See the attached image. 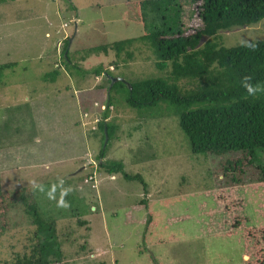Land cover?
I'll return each instance as SVG.
<instances>
[{"label":"rangeland","instance_id":"obj_1","mask_svg":"<svg viewBox=\"0 0 264 264\" xmlns=\"http://www.w3.org/2000/svg\"><path fill=\"white\" fill-rule=\"evenodd\" d=\"M126 1L0 3V64L16 63L0 76V192L7 196L19 189L21 196V188L30 187L38 201L37 214L21 207L7 211L10 225L0 236V264L14 263L17 255L22 260L35 240L54 253L48 259L57 258L60 249L62 264H242L239 235L212 236L222 234L224 225L227 230L233 227V221L219 217V212L224 209L221 215L235 218L239 209L235 188L225 192L212 187L214 177L207 172L211 159L191 154L173 107L109 106L107 119H113L116 130L106 155L98 158L106 78L92 72L81 76L72 65L67 69L61 53L70 37L69 56L78 68L90 71L101 65L113 79L123 81L165 76L167 70L154 65L145 41L126 45L120 56L112 48L106 54L90 50L143 35V23L129 19ZM183 14L187 19L190 9ZM193 17L185 25L195 24ZM220 34L225 47L264 40V18ZM53 69H59L56 79L43 80ZM154 113L164 116L154 119ZM261 150L259 156L264 154ZM107 159L121 160L126 171L141 173L149 191L137 180L104 172L99 164ZM254 163L264 165L260 157ZM33 181L44 191L34 189ZM260 192L264 195V186L258 190L261 196ZM61 199L67 207L60 205ZM142 199L161 213L153 234H147L150 210ZM255 199L251 195L252 217L259 211ZM4 214L1 203L0 222ZM39 221L44 225L37 238Z\"/></svg>","mask_w":264,"mask_h":264},{"label":"trees","instance_id":"obj_2","mask_svg":"<svg viewBox=\"0 0 264 264\" xmlns=\"http://www.w3.org/2000/svg\"><path fill=\"white\" fill-rule=\"evenodd\" d=\"M6 1L15 0H0V3ZM124 6L129 12V19L143 23V35L111 44L95 45L90 50L106 54L108 48H112L120 56L126 45H131L135 40L145 41L154 56V65L160 70H167L165 76L111 82V71L101 65L88 71L72 64L69 56L71 52L68 51L70 37L65 39L61 53L67 69L72 65L81 76L92 72L95 76L106 78V107L98 121V131H101L98 158L106 155L116 130L113 119H107L109 106L115 104L139 110L167 103L175 109L179 127L188 139L191 154L206 155L211 159L207 172L210 177H214L212 187L215 190L222 187L225 192L235 188L233 190L238 195L239 209L233 213L234 219L221 215L224 209L219 212V217L233 221L230 223L233 227L227 230L224 225L222 234L214 233L212 236L239 235L243 247L242 264H264V202L260 207L264 195L261 192V196L258 194V190L264 186V165L254 163L257 157L264 161V154H257L259 149L264 151V91L252 96L242 85L243 78L248 76L251 77L249 83L258 84L264 89V40L225 47L218 39L223 31L248 27L263 19L264 0H129ZM188 9L191 14L188 18L194 16L192 19L195 24L184 23L188 18L183 12L187 13ZM136 13L139 17H136ZM126 55L128 58L133 57L129 51ZM13 64L16 63L0 64V76L6 67ZM57 74L59 69H53L44 73L42 79L54 81ZM111 92H114L113 95ZM120 95L122 99L118 100ZM153 116L157 119L164 114L154 113ZM104 128L108 136L105 145ZM99 167L110 175L116 173L126 180L139 181L145 192L150 189L144 176L126 171L121 160L107 159ZM18 190L8 191L7 196L0 192V207L1 203L5 207V218L0 222V236L4 232L2 229L9 228L7 211L11 207L38 213V201L33 190L30 187L21 188V196ZM253 194L257 197L255 201L259 211L258 215L252 217L249 201ZM140 202L150 210L147 212L145 227L151 232L147 234H153V228L159 229L156 216L161 217V213L153 211L148 200L142 199ZM129 213L127 207L125 214L128 220L132 219ZM222 220L225 224V220ZM239 224H243V227H239ZM41 225L44 224L39 221L34 231L37 238L38 232L43 230ZM34 238L33 234L30 239ZM35 241L30 253L24 255L22 260L17 255L15 262L9 264H62L58 258L60 249L55 252L58 253L57 258L48 259L54 253L45 251L39 245L41 240ZM84 249L82 245L81 250Z\"/></svg>","mask_w":264,"mask_h":264},{"label":"clouds","instance_id":"obj_3","mask_svg":"<svg viewBox=\"0 0 264 264\" xmlns=\"http://www.w3.org/2000/svg\"><path fill=\"white\" fill-rule=\"evenodd\" d=\"M114 77V76H113ZM119 80V79H118ZM251 80V77H244L242 80V85L243 87L247 90L249 95H256L258 92L264 91V89H262L258 84L257 85H253L251 83H249V81ZM116 81V80H115ZM33 183V187L34 189H38L39 191L43 192L44 188L43 186L37 184L35 181L32 182ZM67 189L64 190V194H67ZM60 205L62 207H67L68 205L63 201V199H61L60 201Z\"/></svg>","mask_w":264,"mask_h":264},{"label":"water","instance_id":"obj_4","mask_svg":"<svg viewBox=\"0 0 264 264\" xmlns=\"http://www.w3.org/2000/svg\"><path fill=\"white\" fill-rule=\"evenodd\" d=\"M70 41H71V38H69V43H70ZM114 80H118V78L116 79V78H114L113 79V77H112V80H111V82H113ZM122 80V79H121ZM123 81V80H122ZM104 133H105V137H104V144L106 143V141H107V139H108V136H107V133H106V128H104Z\"/></svg>","mask_w":264,"mask_h":264}]
</instances>
